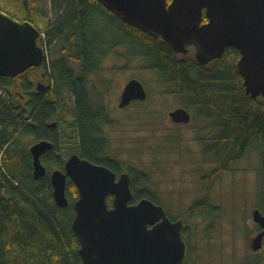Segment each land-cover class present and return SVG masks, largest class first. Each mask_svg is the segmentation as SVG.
<instances>
[{
  "label": "trees",
  "instance_id": "1",
  "mask_svg": "<svg viewBox=\"0 0 264 264\" xmlns=\"http://www.w3.org/2000/svg\"><path fill=\"white\" fill-rule=\"evenodd\" d=\"M8 1L11 3H7V7L15 19L36 24L40 13L37 8H29L30 0ZM62 2L68 5L71 22L78 26H71L76 30H72L67 38L81 65L80 77L68 67L66 60L51 69L54 92L59 95L58 89L65 84L75 98L72 129L77 134V142L70 145V154H80L82 158L105 165L116 173H129L133 192L131 204L144 198L160 204L152 188V175L129 166L112 153L108 129L116 126L117 121L104 102L109 83L103 87L88 84L90 76L100 73L106 54L124 47L129 57L143 58L146 70L156 73L164 84L170 86L169 94L179 99L180 107L193 113L192 122L210 123L215 129L210 140L201 139L204 163L215 165L203 179L210 183L208 197L197 200L189 208L188 215L216 218L221 213L210 199L215 184L232 172L252 150L258 152L260 158L256 206L264 214V101L253 99L246 92L237 70L240 52L230 47L221 59L209 67H202L191 56L176 55L161 37L125 23L99 0ZM204 21H207L206 16ZM60 31L64 28L61 27ZM7 81V78H0V264H82L80 242L72 228L78 189L69 182L67 196L70 206L58 207L53 197L49 168L59 160L49 158L47 175L37 180L32 175L27 153H19L17 149L11 151L16 141L14 136L19 135L20 127L27 120L24 113L12 107L17 100L6 92ZM147 100L134 102L144 108L145 113L142 117L132 116L130 120H139L140 124L154 130L155 125L147 123V120L154 119L151 115L153 107L147 105ZM53 103L45 96L38 98L36 120L44 122L53 118L56 114ZM157 144L156 148L166 149L171 143L163 137ZM60 168L64 169V163ZM109 204L112 205L111 198ZM247 264H261V259L256 258Z\"/></svg>",
  "mask_w": 264,
  "mask_h": 264
},
{
  "label": "water",
  "instance_id": "2",
  "mask_svg": "<svg viewBox=\"0 0 264 264\" xmlns=\"http://www.w3.org/2000/svg\"><path fill=\"white\" fill-rule=\"evenodd\" d=\"M110 12L146 33L161 37L176 55L190 56L202 67L222 58L226 49L240 52L238 73L246 92L264 101V0H99ZM204 16L207 23H203ZM41 32L30 21H17L0 11V77L15 78L43 65L46 53ZM148 91L137 79L124 87L118 107L146 101ZM175 124L191 123V113L179 107L169 113ZM52 144L32 150L34 177L47 175L41 155ZM53 197L60 208L70 206L67 185L78 189L72 228L80 242L82 264H183L187 244L183 221L172 222L163 205L144 198L131 204V176L118 175L105 165L79 154L71 155L64 170L51 172ZM112 199V205L109 204ZM253 220L262 231L251 248H263L264 214L255 209Z\"/></svg>",
  "mask_w": 264,
  "mask_h": 264
},
{
  "label": "rangeland",
  "instance_id": "3",
  "mask_svg": "<svg viewBox=\"0 0 264 264\" xmlns=\"http://www.w3.org/2000/svg\"><path fill=\"white\" fill-rule=\"evenodd\" d=\"M7 3L11 2L0 0V11L13 18L14 13ZM30 7L37 8L40 13V18L33 25L42 34L39 45L45 50L49 73L52 75L51 69L61 60H66L68 67L80 77L81 65L74 63L80 61L75 58L76 53L67 38L72 30H76L71 27L75 24L71 22L68 5L62 0H30ZM15 20L25 21L21 18ZM61 27L64 31H60ZM128 54L124 47L112 50L102 61L100 73L90 76L88 80L89 86L103 87L109 83L104 102L110 108L112 118L117 121L116 126L108 129L112 153L129 163V166L150 173L152 188L168 215L174 219L187 220L191 233V254L187 264H247L256 258H260L261 264H264V245L258 252L251 248L252 239L258 232L252 218L258 199V152L252 150L232 172L215 184L210 199L221 209L215 219L190 218L189 208L197 200L208 197L210 183L203 179L215 165L204 163L201 139L210 140L215 129L210 123L202 121L188 125L173 123L168 113L181 106L179 99L169 94L170 86L164 84L156 73L146 70L143 58L129 57ZM193 55L191 52L190 56ZM132 79L139 80L148 91L147 105L153 107L151 115L154 119H145L150 126L155 125L154 130L140 124L139 120H130L132 116H144V108L134 103L125 110L118 107L122 91ZM52 82L51 79L50 84ZM12 84L13 81H7V86ZM58 93L51 99L61 101L66 107L60 128L66 130L65 143L69 148L63 153L64 157L49 168L50 172L61 169L60 165L69 157L68 150H72L70 145L77 142V134L73 131L69 135L71 129H66L70 124H75L74 98L65 84L60 86ZM16 98L17 95L12 97L13 100ZM163 137H167L171 144L166 149L156 148L157 141ZM14 139L16 145L12 144L11 151L17 149L19 153L29 152L27 138L22 136Z\"/></svg>",
  "mask_w": 264,
  "mask_h": 264
},
{
  "label": "flooded vegetation",
  "instance_id": "4",
  "mask_svg": "<svg viewBox=\"0 0 264 264\" xmlns=\"http://www.w3.org/2000/svg\"><path fill=\"white\" fill-rule=\"evenodd\" d=\"M203 23H207V21L205 22L203 20ZM74 63L79 64L80 62L75 61ZM0 78H7V77H0ZM51 78H52V75L49 73L47 69L46 58H45L43 65H41L40 67L30 68L29 70H27L26 72H24L23 74H20L19 76L15 78H7L8 80L13 81V84L10 86L6 85L7 87L5 86V90L10 96L14 98L17 95V98H16L17 103L13 102L12 107L15 109H18L19 113H24V118L27 120V122L20 127V130L17 133L19 135L17 137H22L21 135H23L24 131L26 130V134L23 135V137L27 138L28 143H29V152L26 155L28 157L33 176H34V166H33V155H32L31 149L35 145L42 143V142H47V143L52 144V148L47 149L41 155V161L43 165L45 166L47 164V161L51 157L56 158L57 160H61V158L64 157L63 153H65V151H67V149L69 148V147L67 148L68 144L65 143L66 130L60 128L61 126L60 122L62 121L61 119L66 111V107L64 106V103H62L61 101L59 102V101H54L51 99V97L55 98L57 96V94L54 92L55 82H52V84H50ZM44 96L46 97V100L49 99L50 101H52V103L54 102L53 104H54V110L56 109L55 110L56 114L52 116L53 118L48 119L44 122H40L36 120V116H38V113H39L38 98L44 97ZM72 97L74 98L73 95ZM74 102H75V98H74ZM125 109H121V110H125ZM169 113H168V117H169ZM72 125L73 123L70 124V126L66 127V129H71V132L69 133V135L73 134ZM14 138H16V136H14ZM70 151L71 150H68V152ZM71 155L73 154H69V157ZM66 161L64 162V169H65ZM64 169H60V170H64ZM54 170H57V169H54ZM69 182L71 181L69 180L68 183ZM212 205L215 206L213 203ZM169 217L172 222H177L179 220L183 221L182 238L187 244V251H188L186 260L183 264H187V261L189 260V257L191 254V245H190L191 233L189 231L190 228L188 227L187 220L185 221L183 219H174L171 216ZM201 217H204L206 219H215L211 217L208 218L206 216H195V217L190 216V218H201ZM252 218H253V213H252ZM257 227H258L257 234H259L262 231V229L258 224H257ZM257 234L255 235V237L257 236ZM251 245H252V242H251ZM263 245H264V241H263Z\"/></svg>",
  "mask_w": 264,
  "mask_h": 264
}]
</instances>
